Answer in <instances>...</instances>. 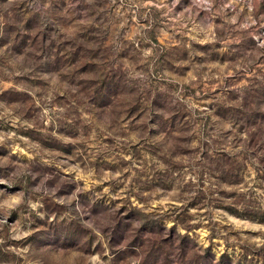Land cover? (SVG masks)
Returning <instances> with one entry per match:
<instances>
[{
    "label": "rangeland",
    "instance_id": "rangeland-1",
    "mask_svg": "<svg viewBox=\"0 0 264 264\" xmlns=\"http://www.w3.org/2000/svg\"><path fill=\"white\" fill-rule=\"evenodd\" d=\"M0 264H264V0H0Z\"/></svg>",
    "mask_w": 264,
    "mask_h": 264
}]
</instances>
